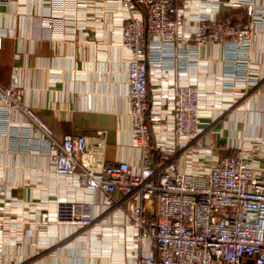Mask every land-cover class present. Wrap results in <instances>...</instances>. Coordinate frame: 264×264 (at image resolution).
Returning <instances> with one entry per match:
<instances>
[{"label":"crops","instance_id":"1","mask_svg":"<svg viewBox=\"0 0 264 264\" xmlns=\"http://www.w3.org/2000/svg\"><path fill=\"white\" fill-rule=\"evenodd\" d=\"M255 1L261 18L253 22L255 33L246 46L233 50L219 39L199 43L192 53L177 49L171 59L175 70L147 61L148 110L158 107L153 98L162 100L174 82H196L195 137L202 144L212 141L214 152L230 153L252 140L264 143V0ZM187 3L178 15L184 29L195 28L201 11L212 19L248 18L226 0ZM123 11L116 0L0 2V83L16 65L22 99L39 110L56 136L82 133L92 142L101 129V159L135 164L139 154L125 94L128 50L119 41ZM232 52L245 60L239 70L243 75L225 83L221 73ZM169 123L164 112L151 126L167 132ZM35 135L38 131L14 110L6 121L0 119V264H140L133 252L154 251V246L145 236L132 239L134 227L121 207L128 196L113 190L104 207L100 188H80L73 175L53 172L48 152L27 140ZM152 154L157 161L155 146ZM259 162L264 163V153ZM61 196L86 198L92 222H56L54 200ZM41 212L47 214L43 224L38 222Z\"/></svg>","mask_w":264,"mask_h":264},{"label":"built area","instance_id":"2","mask_svg":"<svg viewBox=\"0 0 264 264\" xmlns=\"http://www.w3.org/2000/svg\"><path fill=\"white\" fill-rule=\"evenodd\" d=\"M116 1L124 10L119 41L128 50L125 94L138 161L101 159V129L92 142L82 133L56 136L39 110L22 99L14 64L7 82L0 83V119L6 121L10 110L25 117L38 131L27 140L48 152L53 172L73 175L80 188H100L104 207L111 202L113 190L128 196L121 207L134 227L132 239L145 236L154 246V251L133 252L140 264H264V163L259 162L264 143L252 140L230 153H218L212 141L202 144L196 139V82H174L162 100L153 98L156 109L148 110L147 97L148 60L175 70L176 61L172 67L171 59L177 49L192 53L199 43L219 39L230 42L233 50L244 47L255 33L253 22L261 18L260 6L255 0H226L231 7H241L248 18L212 19L201 11L190 30L181 28L178 18L187 0ZM226 57L221 74L225 83H231L243 75L239 70L245 60L235 52ZM164 112L170 116L168 131L153 128V132L151 125ZM88 206L83 197H57L52 217L71 226L89 224L93 215ZM46 218V212H41L39 224Z\"/></svg>","mask_w":264,"mask_h":264}]
</instances>
